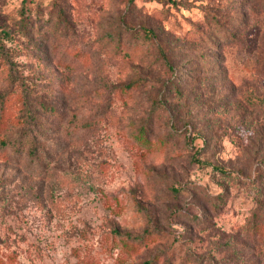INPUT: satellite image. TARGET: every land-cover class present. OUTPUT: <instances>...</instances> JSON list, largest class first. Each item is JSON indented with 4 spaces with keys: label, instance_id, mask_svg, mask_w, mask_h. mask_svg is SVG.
<instances>
[{
    "label": "rangeland",
    "instance_id": "374dc122",
    "mask_svg": "<svg viewBox=\"0 0 264 264\" xmlns=\"http://www.w3.org/2000/svg\"><path fill=\"white\" fill-rule=\"evenodd\" d=\"M0 264H264V0H0Z\"/></svg>",
    "mask_w": 264,
    "mask_h": 264
}]
</instances>
